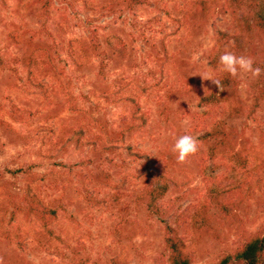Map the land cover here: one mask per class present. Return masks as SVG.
I'll list each match as a JSON object with an SVG mask.
<instances>
[{"label": "rangeland", "instance_id": "obj_1", "mask_svg": "<svg viewBox=\"0 0 264 264\" xmlns=\"http://www.w3.org/2000/svg\"><path fill=\"white\" fill-rule=\"evenodd\" d=\"M44 2L0 0L3 264H165L167 226L191 264H219L241 235H264L257 78L229 76L220 91L200 76L227 74L214 61L225 52L264 62V35L246 30L264 0H53L48 16ZM185 134L199 151L180 164ZM237 193L224 214L216 204Z\"/></svg>", "mask_w": 264, "mask_h": 264}, {"label": "trees", "instance_id": "obj_2", "mask_svg": "<svg viewBox=\"0 0 264 264\" xmlns=\"http://www.w3.org/2000/svg\"><path fill=\"white\" fill-rule=\"evenodd\" d=\"M139 3L144 4L145 0H137ZM238 1V0H233ZM43 2V0H42ZM53 0H45L42 5L43 14L49 15V9L52 8ZM263 7L261 12L257 14L255 21L246 27L247 31H255L259 34L264 35V4L262 3ZM50 18V16L48 17ZM221 36L230 38L229 35L221 34ZM98 32L93 31L91 33V40L96 43L98 41ZM215 62L219 61L218 57H215ZM214 65V64H213ZM216 67V65H214ZM254 66H258L261 69H264V62H256L254 61ZM3 67V61L0 58V68ZM230 75L224 74L220 75L218 78L221 80L224 89L228 87V84L231 79H229ZM250 91L252 92L254 98V105H251V114H256L262 106L264 105V72H262L261 76L256 79L253 85L250 86ZM220 96H223V93H220ZM220 100V97L218 98ZM217 99V100H218ZM164 177H158V179H163ZM157 180V178H156ZM165 180V179H163ZM155 184V188L150 190L148 194L147 201L148 206L150 208H158V200L162 198L168 189L164 187L166 185L167 180ZM156 182V181H155ZM215 197L211 194L208 195L207 203L204 204L201 208V212H198L199 217H203L205 215V224L208 226V214L209 209L214 208L216 205L221 207V210L226 215H233L234 212L240 207L241 203L243 202V196L241 193H237L235 196L230 197L229 201L225 200V202H220L219 204H214ZM91 201V200H90ZM11 204L16 205V198L11 195ZM259 210H264V201H258L257 203ZM19 207V206H17ZM20 209V208H19ZM42 215L40 210L36 211V217H38L39 221L48 229L50 225V219L46 216L43 210ZM179 230V232H178ZM19 227L16 228V231L12 233L13 237H11V241H15V243L21 247H23V243H21L19 234ZM50 231V230H49ZM181 228L180 226L178 229L171 228L167 226L166 229V240H165V251L168 253V256H165V264H191L190 256L184 252L182 248V237L180 236ZM14 238V239H12ZM235 249L231 255H228L223 259L219 264H264V235L262 233H255L253 236L246 237L245 235H241L238 237L237 241L235 242ZM164 261V260H163ZM119 264V263H118Z\"/></svg>", "mask_w": 264, "mask_h": 264}, {"label": "clouds", "instance_id": "obj_3", "mask_svg": "<svg viewBox=\"0 0 264 264\" xmlns=\"http://www.w3.org/2000/svg\"><path fill=\"white\" fill-rule=\"evenodd\" d=\"M219 63L222 65V71L236 78L241 73H250L253 78H259L264 72L258 66H254V61L251 57L244 55H236L232 52H225L219 57ZM205 81H211L216 85L220 91L224 90L221 80L213 78L209 74H201ZM208 89L205 88V93ZM173 153L176 154L177 162L180 164L187 163L189 158L195 156L199 151V144L195 137L190 134H185L176 139L172 148ZM0 264H3V259L0 258Z\"/></svg>", "mask_w": 264, "mask_h": 264}]
</instances>
